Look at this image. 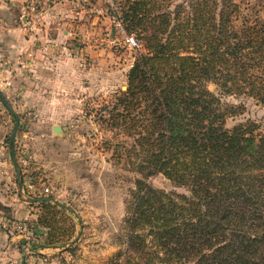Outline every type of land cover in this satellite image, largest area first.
I'll return each instance as SVG.
<instances>
[{"label":"trees","instance_id":"1","mask_svg":"<svg viewBox=\"0 0 264 264\" xmlns=\"http://www.w3.org/2000/svg\"><path fill=\"white\" fill-rule=\"evenodd\" d=\"M120 4L143 52L102 107L101 123L131 139L115 147L138 174L125 201L127 246L112 264H264V134L252 121L227 128L243 107L221 101L264 106V21L241 16L235 0ZM155 174L187 193L152 187ZM37 200L35 224L47 231L33 248L67 243L56 233L63 205Z\"/></svg>","mask_w":264,"mask_h":264},{"label":"rangeland","instance_id":"2","mask_svg":"<svg viewBox=\"0 0 264 264\" xmlns=\"http://www.w3.org/2000/svg\"><path fill=\"white\" fill-rule=\"evenodd\" d=\"M235 1L241 16L264 21V0ZM94 5L101 8L100 15ZM94 5L85 9L87 23L96 18L95 23L88 32L77 31L75 36L80 63L74 69L81 76L72 81L73 87L65 95L48 97L50 105L41 111L27 105L18 108L4 96L17 115L15 131V120L0 100V126L4 123L0 140L3 136V151L13 155L8 184H0V198L4 197L0 251L5 253L0 264H112L117 253L126 249L125 201L138 174L130 171L124 151L120 157L115 147L122 141L125 146L130 144L131 139L106 128L101 116L107 115L103 105L126 89L127 72L143 52V44L125 30L120 0H114L113 7L105 0ZM240 21L239 16L235 24ZM207 89L219 93L212 82ZM221 101L243 107L226 118L227 128L252 121L258 126L256 133L264 134V106L244 95H221ZM54 127H58L56 132ZM147 183L164 191L187 193L162 174L150 176ZM43 197L63 205L56 233L68 240L36 250L34 245L42 242V233L47 231L35 224L41 207L37 199Z\"/></svg>","mask_w":264,"mask_h":264},{"label":"crops","instance_id":"3","mask_svg":"<svg viewBox=\"0 0 264 264\" xmlns=\"http://www.w3.org/2000/svg\"><path fill=\"white\" fill-rule=\"evenodd\" d=\"M95 1L89 4L93 6ZM94 6L93 10L101 13V8ZM86 9L61 0L41 22L32 25L25 19L22 0H0V90L10 104L15 101L18 108L27 105L41 111L42 106L50 105L48 97L56 93L65 95L73 87L72 81L81 76L74 69V64L80 63L75 55L78 54L76 33L88 32L96 20L87 23L89 9ZM2 137L0 184L5 181L7 186L13 155L3 151ZM3 198L0 204H4ZM0 240L3 241L1 232ZM0 254L2 260L5 253L0 251Z\"/></svg>","mask_w":264,"mask_h":264},{"label":"built area","instance_id":"4","mask_svg":"<svg viewBox=\"0 0 264 264\" xmlns=\"http://www.w3.org/2000/svg\"><path fill=\"white\" fill-rule=\"evenodd\" d=\"M61 0H22L25 9V19L27 23L36 25L42 21L43 17L52 11L57 3ZM78 9H85L92 0H65ZM113 7L114 0H105ZM132 40V39H131ZM133 44H136L132 40Z\"/></svg>","mask_w":264,"mask_h":264},{"label":"water","instance_id":"5","mask_svg":"<svg viewBox=\"0 0 264 264\" xmlns=\"http://www.w3.org/2000/svg\"><path fill=\"white\" fill-rule=\"evenodd\" d=\"M0 100L1 102L3 103V105L6 107V109L11 113V115L13 116L14 120H15V126H14V131L15 129L17 128V115L16 113L13 111L11 105L8 103V101L5 99L4 95L2 94L1 90H0ZM58 130V127H54L53 128V131H57ZM14 131L12 133V137H13V134H14ZM11 146V144H10Z\"/></svg>","mask_w":264,"mask_h":264}]
</instances>
